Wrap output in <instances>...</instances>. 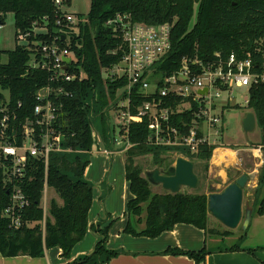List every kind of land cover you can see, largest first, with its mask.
<instances>
[{"label": "trees", "instance_id": "1", "mask_svg": "<svg viewBox=\"0 0 264 264\" xmlns=\"http://www.w3.org/2000/svg\"><path fill=\"white\" fill-rule=\"evenodd\" d=\"M65 4L69 5L70 0ZM8 14L14 15L16 40L19 41V35L26 36L27 40V44H17L12 52H0V90L9 93L10 107L16 112L18 122L34 118L36 93L49 84L50 73L28 66L41 44H53L55 35H59L57 43L72 52L74 66L80 69L75 71L77 80L52 84L55 88L64 87L70 94L59 100L62 103L59 123L65 135L63 145L71 152L51 155L47 177L45 164L30 160L28 178L23 184L30 206L23 212V225L18 230L11 228L4 217L11 185L5 182L4 171L0 168V253L6 258H42L47 250L58 248L62 251L61 258L69 261L67 264H110L121 253L107 247V228L98 229L104 238L92 254L71 261L74 248L91 228L89 214L94 202V188L84 175L90 164L87 155L96 142L94 121L97 119L94 120L93 115H96L97 104L101 103L104 108L115 104L118 91L127 84L124 79L110 78V71L127 56L128 49L120 30L115 25L109 26L108 22L119 15H129L134 23L172 24V51L160 66L162 74L177 70L184 57L217 60V54L226 59L232 53L240 59H253L261 68L264 67V0H91L86 20L70 33L55 23L57 14L61 13L54 0H0L3 24ZM68 34L70 42H63L62 37ZM146 101L148 98L136 96L133 113L136 114ZM248 109L257 116L264 142V84L250 90ZM190 114H176L171 121L185 135L188 129L181 128V123L183 120L190 123ZM103 131V139L110 147L114 139L110 136L112 130L105 128ZM128 137L134 146L125 152L126 180L132 195L127 202L125 232L134 237L156 239L173 231L177 225H190L206 235L209 232L222 235L209 228L208 195L155 193L144 176L146 170L135 164L137 158L151 156L149 170L168 169L176 161L169 154L180 149L150 145L152 134L148 118L132 123ZM217 148L203 145L196 153L184 151L183 155L195 163V169L197 165H203L207 173ZM263 184L264 163L259 187ZM48 189L55 194L45 210ZM258 203L257 214L264 216V197ZM142 224L144 229L139 228ZM224 235L230 236V232ZM228 251L246 252L239 246ZM164 254L188 256L196 264H204L210 252L205 247L198 252H172L169 249Z\"/></svg>", "mask_w": 264, "mask_h": 264}, {"label": "built area", "instance_id": "2", "mask_svg": "<svg viewBox=\"0 0 264 264\" xmlns=\"http://www.w3.org/2000/svg\"><path fill=\"white\" fill-rule=\"evenodd\" d=\"M65 2L66 0H54L57 10L62 14H57L55 23L57 27L70 33L79 24L74 15L63 9ZM108 25L117 26L128 49L127 56L116 66L120 72H116L114 67L109 73L112 80L124 79L127 82L118 91L117 102L110 107L122 123L120 132H123L120 133V139H112L110 147H121L123 153L134 146L128 137L130 125L145 118L149 120L152 134L148 142L150 145L185 149L191 153H196L203 145L220 148L212 137L219 134L218 128L224 127V114L218 111L226 105L218 100L224 94L229 96V100L233 99L235 88H246L249 94L246 104L249 105L250 90L264 84V67L257 66L249 57L240 59L236 53L226 59H221L217 54V60L184 57L177 70L171 74H162L160 66L172 51V24L134 23L129 15H119L115 20L109 21ZM69 37V34L63 36L62 40L65 38V42H68ZM18 40L27 44L26 36L19 35ZM58 40L59 35H55L53 44H41L38 53L32 56L28 64L30 69L50 73L49 84L36 93L37 104L33 119L18 122L16 112L10 107V98H6L8 92L0 90L4 97H0V168L9 179L7 183L11 185L10 201L4 217L15 230L22 227L23 212L30 206L23 191L30 160L42 161L47 177L51 155L71 152L63 145L65 135L59 123L62 108L59 100L70 94L64 87L55 88L52 84L77 80L75 71L80 67L74 66L72 52L61 47ZM65 58H70L71 62L66 63ZM204 90L207 92L202 93ZM136 96L146 97L148 101L134 114L132 109ZM177 100L180 101L177 103ZM187 112H191L190 123L184 120L181 123V128L188 129V134L185 135L171 121L174 115ZM253 151L263 164L262 139ZM105 154L112 156L115 152L105 151ZM44 205L46 210V195Z\"/></svg>", "mask_w": 264, "mask_h": 264}, {"label": "rangeland", "instance_id": "3", "mask_svg": "<svg viewBox=\"0 0 264 264\" xmlns=\"http://www.w3.org/2000/svg\"><path fill=\"white\" fill-rule=\"evenodd\" d=\"M90 7L91 0H70V4H65L63 9L67 13L74 15L77 23L80 24L86 20ZM17 44L24 45L26 42L16 40L14 15L8 14L5 17V24L0 26V52H12L16 49ZM4 60L7 61V58L5 57ZM115 71L120 72L118 67H115ZM233 93V99L229 100V96L224 94L218 100L226 105L224 109L218 111L224 114V127L218 128L219 134L213 136L212 140H216L220 148H223L222 145H225L226 148H233L232 150L235 153L217 150L214 153L216 154L215 159V155L213 154L209 163L207 173L203 165H197L195 170L200 177L199 186L196 189L185 188L184 192L196 195H209L211 194V189H214L215 193H220L230 184V181L234 182L244 172H254L253 175L257 177L256 183L253 184L249 181L244 189L243 207L244 209L253 207L255 211L249 228L243 230L240 226L236 230H229L208 213L209 228L222 235H212L209 232L207 234V242L203 243L202 249L206 247L210 252L206 257L205 264H264V216H257L258 202L264 197V184L259 187V180L263 174V164L259 159L253 157L252 152L246 151V149H253L261 143L262 131L257 124L254 132L249 134L244 132L243 122L245 118L249 113L254 114L252 110L248 109V105L246 104V101L249 99L248 90L246 88H235ZM6 98H9L8 93H6ZM93 119H97V122L94 121L96 142L91 153L87 155L90 164L85 172L84 179L91 183L94 188L95 200L92 206L94 207L92 217L96 216V220L105 222H103L105 226H102V229L107 228L108 230V243L110 241V243L115 245L121 237L120 235L125 234L130 237V234L125 232L128 225V199L126 197H132V195L130 194L129 185L126 180L125 153L124 155L121 154V147H109L105 143L103 130L105 128L107 130L110 129V131L112 130L110 136L118 140L121 136L120 127L122 123L119 121L118 116H116L115 111L110 110V108H104L101 103L97 104L96 115H93ZM103 119H105L104 122ZM105 151H114L115 154L109 156L105 154ZM184 151L186 150L180 149L179 152L169 155L172 159L177 160L178 157H184ZM151 161V156H142L135 160V164L147 171L152 167ZM211 163L216 166L215 170L211 171ZM8 180V177L5 176V182ZM152 190L155 193H163L164 191L161 187L154 186H152ZM54 194L52 190L48 189L46 191V209H48L50 200L54 197ZM103 201L106 202L107 211L101 208ZM107 218L110 220L106 223ZM194 229L200 231L198 228L194 227ZM226 232H230V236H225ZM94 233L97 234V230ZM98 235L101 239L104 238L100 233ZM235 246H239L246 251L241 252L245 253V256L241 259L234 257V255H238L237 252L228 251ZM215 255L219 256L217 260ZM244 258L248 259V262ZM249 259L252 260L249 261Z\"/></svg>", "mask_w": 264, "mask_h": 264}, {"label": "crops", "instance_id": "4", "mask_svg": "<svg viewBox=\"0 0 264 264\" xmlns=\"http://www.w3.org/2000/svg\"><path fill=\"white\" fill-rule=\"evenodd\" d=\"M231 151L234 152L230 148H217L214 153L217 151ZM246 151L252 152L253 157L255 154L253 149H246ZM121 152V151H120ZM235 153V152H234ZM121 154L124 155L123 152ZM214 159L216 154H214ZM256 158V157H255ZM125 159V158H124ZM263 166V165H262ZM216 166L211 163V171L215 170ZM243 174H247L250 178V182L255 184L257 177L254 176V172H244ZM242 174V175H243ZM253 175V176H252ZM240 177V176H239ZM126 199H131L130 196ZM95 200V197H94ZM127 200V202H128ZM59 201V200H58ZM105 211H107L108 207L106 202L103 201L102 207ZM92 207L89 214V224L91 228L89 229L85 239L80 242L73 250L72 260L77 261L83 256L90 255L94 252L98 242L101 240V237L98 235V229H102V226L105 225L103 222L96 220V216L93 215ZM253 216L255 211L253 207ZM102 214V210H101ZM99 216V215H98ZM257 216H259L257 214ZM110 219H106V223ZM97 222V223H96ZM105 223V222H104ZM140 229H144V224L139 226ZM97 230V234L94 232ZM203 232V233H202ZM121 237L117 241L115 245L112 243H108L107 247L110 250L118 251L121 254L114 258L110 264H196L194 260L189 258L188 256H177L174 254H164L167 250L175 251H184V252H198L203 248V243L207 242V235L204 231H196L194 227H190L188 225H177L173 229V231L166 232L162 236L156 239H150L146 237H133L130 235L127 236L125 234L120 235ZM238 255H234L236 258H242L245 256V253L237 252ZM62 251L58 248L47 250L46 254L42 258H31L29 256H18L6 258L0 253V264H67L69 261L61 258ZM217 260V255H215ZM245 259V258H244ZM248 262V259H245ZM252 259H249L251 261ZM205 264V263H204Z\"/></svg>", "mask_w": 264, "mask_h": 264}, {"label": "water", "instance_id": "5", "mask_svg": "<svg viewBox=\"0 0 264 264\" xmlns=\"http://www.w3.org/2000/svg\"><path fill=\"white\" fill-rule=\"evenodd\" d=\"M3 20L0 15V26ZM65 42V38L62 40ZM70 63V58H65ZM207 90L202 91L206 93ZM257 120L253 113H249L243 122L244 132L249 134L255 131ZM151 186L161 187L171 194L184 195V189H196L199 186V176L195 171V163L185 157H178L176 162L168 169L155 168L144 173ZM250 178L247 174L238 177L222 192L208 195V212L219 223L229 230H236L240 226L247 230L252 220L253 210L244 209V189Z\"/></svg>", "mask_w": 264, "mask_h": 264}]
</instances>
